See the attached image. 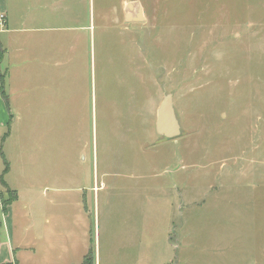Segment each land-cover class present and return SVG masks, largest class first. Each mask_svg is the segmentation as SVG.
<instances>
[{
  "label": "rangeland",
  "instance_id": "374dc122",
  "mask_svg": "<svg viewBox=\"0 0 264 264\" xmlns=\"http://www.w3.org/2000/svg\"><path fill=\"white\" fill-rule=\"evenodd\" d=\"M120 1L89 0L92 82L89 70L68 91L43 83L41 69L13 84L12 117L0 126L1 203L18 193L12 209L41 225L31 232L38 247L54 225L52 264L83 261L84 208L95 264H264V0H131L145 13L133 35L115 22ZM129 40L155 68L158 95H173L177 138L144 144L91 109L101 70L122 71L115 47Z\"/></svg>",
  "mask_w": 264,
  "mask_h": 264
},
{
  "label": "crops",
  "instance_id": "0c3cea01",
  "mask_svg": "<svg viewBox=\"0 0 264 264\" xmlns=\"http://www.w3.org/2000/svg\"><path fill=\"white\" fill-rule=\"evenodd\" d=\"M88 3L89 0H0V14L6 17V27L0 25V53L3 51L0 68L6 74L5 93L9 99L8 107L1 92L0 79V126L6 124L9 116L12 117L10 94L19 92L13 87L19 78L31 80L36 77L37 70L46 69L43 83H62L70 91L77 86V77L82 79L90 70L92 82L96 58L93 60L92 26L85 23L88 17L91 21L87 12ZM114 12L115 22L123 20V30L132 35L133 29L129 25L145 18L142 6L131 0H121L115 4ZM129 42L130 47H115V52L122 53L124 59L122 71L119 72L122 74L116 73L115 76L106 69L101 70V77L95 83H99V95L95 93V101L92 92L90 94L91 109H96V118L104 121L109 130L130 133V139L139 134L147 144L152 134L167 138L160 135L156 128L158 109L165 95H158L155 68L148 63L146 51L143 54L144 49L139 43L132 46L131 40ZM101 53H107V49L102 48ZM135 56L139 58L137 63ZM147 69L149 72H146ZM142 70L144 77L139 76ZM15 195V199L6 207L1 203L4 197L1 195L0 264H52V251L60 245L55 239L54 225L44 228L46 237L38 247L37 238H33L31 232L34 228L41 229V225L21 221L22 210L12 209L19 197L17 192ZM81 212L84 222L79 241L84 261L92 248L88 250L87 245L93 221L89 209L84 208ZM51 217L54 219V214ZM73 232L77 240V231Z\"/></svg>",
  "mask_w": 264,
  "mask_h": 264
},
{
  "label": "water",
  "instance_id": "95a60500",
  "mask_svg": "<svg viewBox=\"0 0 264 264\" xmlns=\"http://www.w3.org/2000/svg\"><path fill=\"white\" fill-rule=\"evenodd\" d=\"M156 128L160 135L167 138H177L181 135V125L173 104V95H165L159 109Z\"/></svg>",
  "mask_w": 264,
  "mask_h": 264
},
{
  "label": "trees",
  "instance_id": "16d2710c",
  "mask_svg": "<svg viewBox=\"0 0 264 264\" xmlns=\"http://www.w3.org/2000/svg\"><path fill=\"white\" fill-rule=\"evenodd\" d=\"M2 55H3V51H1V53H0V64H1ZM0 79H1V92H2L3 98L6 101L7 106L9 107L8 95L5 93L6 74L3 70H1V68H0ZM1 154H2V157L4 159L5 167H4L3 173L0 175V183L4 186H7V183L4 180V175L9 170V162H8L6 156L4 155V153L1 152ZM15 192L16 191H14V193ZM15 196L16 195L14 194L9 199H5L6 201L4 202V206L6 207L9 203H11L15 199ZM94 263H95V249H94V247H92L90 249V251L88 252V254L86 255L83 264H94Z\"/></svg>",
  "mask_w": 264,
  "mask_h": 264
},
{
  "label": "built area",
  "instance_id": "2783aa9c",
  "mask_svg": "<svg viewBox=\"0 0 264 264\" xmlns=\"http://www.w3.org/2000/svg\"><path fill=\"white\" fill-rule=\"evenodd\" d=\"M5 15L4 14H0V25L1 26H5V23H6V19H5Z\"/></svg>",
  "mask_w": 264,
  "mask_h": 264
}]
</instances>
